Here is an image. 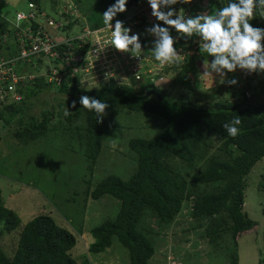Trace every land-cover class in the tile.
Listing matches in <instances>:
<instances>
[{
	"label": "trees",
	"instance_id": "obj_1",
	"mask_svg": "<svg viewBox=\"0 0 264 264\" xmlns=\"http://www.w3.org/2000/svg\"><path fill=\"white\" fill-rule=\"evenodd\" d=\"M32 1L38 6L43 4L41 0ZM73 2L84 22H81V15L71 19L68 14L64 15L68 19L66 26L72 27L80 22L81 26L88 24L91 29H97L104 26L102 14L115 0ZM228 2L196 0L188 16L204 11L212 14ZM142 3H147V0H126L125 12ZM164 10L167 11L166 8ZM261 11L264 10L256 9V16L250 21L253 27L264 28ZM125 12L117 13L114 19L124 17ZM143 18L146 21L152 19ZM3 32L14 36L9 22L0 18V40H3ZM194 45H199L198 37L183 38L176 32V48L187 50ZM86 49V46L80 47L74 41L73 47L63 43L56 47L60 54L65 50L70 54L84 53ZM15 53L16 50L10 55ZM195 57L190 56L175 67H184ZM37 63L41 64V60ZM67 70L71 73V66ZM67 74L68 79L63 80L57 89L46 81L45 76L37 75L32 80L18 83L19 100L5 102L0 96V123L16 127L12 129V134L20 144L35 141L50 123V111H42L41 119L29 111L33 103L31 100H37L44 89L70 96L67 109L70 114L65 116L66 122L71 123L85 116V128L82 131L78 129L81 132L77 136L80 138V150L84 151L90 166L96 163L103 147V122L97 123L96 113L79 104L81 95L108 103L106 112L120 108L154 113L165 121L164 129L156 136L129 140L128 145L135 153L137 163L128 179L108 175L89 192L93 198L103 195L115 198L118 210L113 218L90 229L87 250L99 253L111 245L113 237H117L127 248L131 264H147L154 253V246L147 235L151 238L159 235L152 233L155 229L147 223V219L155 217L157 225L169 227L175 224L180 212L183 216L181 210L184 209L194 218L187 231L204 227L202 236L209 242L216 243L222 238L223 244L227 243L225 246L231 248V264H237L235 248L238 238L256 225V221L244 210V189L252 167L264 157V98L260 101L255 99L259 90H264L263 84L260 85L261 81L264 82V72H260L261 77L256 84L254 79L247 81V88L253 87L254 91L250 98L244 96L245 86H232V99L220 98L206 105L167 99L163 91L145 79L132 77L133 80L126 83L110 78L91 88ZM76 78L79 79L78 76ZM73 100L77 101L75 107H72ZM237 117L241 120L238 125L240 133L233 138L222 125ZM211 148L214 150L211 151ZM1 201L0 195V236L12 234L15 239L12 255H7L0 244V264H78L71 254L76 237L70 229L58 224L50 214L35 215L22 224L18 214ZM226 234L232 239L231 243L225 241Z\"/></svg>",
	"mask_w": 264,
	"mask_h": 264
},
{
	"label": "rangeland",
	"instance_id": "obj_2",
	"mask_svg": "<svg viewBox=\"0 0 264 264\" xmlns=\"http://www.w3.org/2000/svg\"><path fill=\"white\" fill-rule=\"evenodd\" d=\"M68 1L73 2V0ZM43 2L46 5L48 0ZM75 6L74 3L72 9L76 10ZM185 7L187 10V4ZM27 9V0H0V18L6 21L14 18L16 10L27 11ZM77 14L81 15V22H84L80 10ZM156 24L167 27L161 21H156ZM79 27V24L74 25L69 34L73 35ZM139 33L144 57L142 65L145 67L153 60L152 47L155 37L146 29ZM170 34L176 39V32L172 28H170ZM141 37L145 41L142 42ZM198 53L195 55L198 57L194 60L200 62L201 68L194 71L193 75L189 73V78L184 79V76L176 75L175 81L174 72L178 74L181 71L175 66L169 67V70L165 72V79L158 85L159 88H156L163 91L165 98L206 105L220 98L232 99L233 87L247 88L248 80L254 79L256 84L261 77L260 73L248 74L237 69L233 73H228L227 79L235 78L238 83L236 85L222 84L218 75L213 74V77L204 75L203 66H207L212 57L203 55L202 60V54ZM127 55L131 56L130 53ZM124 62L129 64L131 59L126 58ZM120 63L124 69L122 72L115 71L116 78L127 83L130 81L128 74L130 78L133 76L128 70L129 66L123 65L121 58ZM27 70L31 72L33 68L28 67ZM107 71L109 74L112 68L109 67ZM95 78L96 80L89 78L83 81L84 85L91 86L96 82L101 84L107 81H101V77ZM167 79L170 82L167 83ZM262 84L264 86V82L261 81L260 85ZM263 98L264 90L262 89L259 90V96L255 99L260 101ZM69 101L70 96L51 92L48 89L41 91L37 100H31L33 103L30 106V114L39 119L42 118V111H50L51 115H49L50 123L43 134L30 144H20L13 137L12 129L16 127L0 123L1 202L18 214L22 224L35 215L50 214L58 224L70 229L76 237V243L71 252L78 264H131L127 248L117 237H113L111 245L102 252L92 253L86 249L85 242L89 244L91 238L90 229L113 218L118 210V201L115 198L110 195L93 198L89 192L108 175L128 179L133 174L137 163L136 155L128 145L129 140L134 137L156 136L164 129L165 121L154 113L120 108L106 112L103 117V147L96 163L90 166L84 151L80 150V138L77 136L85 128V116L71 123L66 122L64 112L68 109ZM78 129L81 131L78 132ZM212 150L214 148H211ZM244 210L256 221V225L243 232L238 238V245L235 248L238 256L237 264H259L264 260V157L256 162L247 176ZM181 211L183 216H180V212L175 219V224L169 227L157 225L154 222L155 217L151 220L147 219V223L153 230L155 229L152 233H159L152 238L151 235H147L154 246V253L147 264H231V248L225 246L227 243L223 244L222 238L216 243L209 242L205 236H202L204 227L187 231L194 218L187 214L186 210ZM80 229H83L87 236L80 235ZM224 238L226 242L228 240V243H231L232 239L228 237V234L224 235ZM14 239L12 234L0 236V244L7 255L13 254ZM171 241H173V247L171 245L170 248L168 243ZM171 249L175 260L171 258L172 262H169L167 255Z\"/></svg>",
	"mask_w": 264,
	"mask_h": 264
},
{
	"label": "built area",
	"instance_id": "obj_3",
	"mask_svg": "<svg viewBox=\"0 0 264 264\" xmlns=\"http://www.w3.org/2000/svg\"><path fill=\"white\" fill-rule=\"evenodd\" d=\"M41 1L43 4L38 6L34 1L27 0V11L16 10L14 18L8 21L14 36H11L9 32H3L1 35L3 40H0V94L9 93L18 83H22L26 79L32 80L37 75L45 76L46 81L52 83L54 89L59 88L62 81L68 79L67 73L80 82L89 78L95 79V77L106 79V75L107 78L114 77L117 80L116 72H122L124 69L120 58L123 59L124 66H129L128 70L131 76H135L137 80H148V83L153 84L162 82L165 79L166 70L176 65L159 69L157 62L152 60L150 64L143 67V56L138 59L133 58L108 45L111 33L105 26L97 29L84 26L81 30L80 28L76 29L77 32L70 35L69 32L72 28L66 26L68 19L64 15L69 14L71 19L77 17L78 10L72 9L74 2L48 0L45 5L43 0ZM195 1L192 0L190 4H187V10L186 4L181 6L178 3L177 6L171 7L188 16ZM143 16L152 19L146 21ZM118 20L122 21L125 27H129L130 32H138L139 36H141L139 31H144L156 24L157 21L155 17L151 16L148 2L131 7L126 15ZM112 23L114 25L115 20ZM73 41L76 44L81 41L78 46H86V51L70 54L65 50L63 54H60L56 50V47L62 43L73 47ZM176 49L181 57L180 63H184L190 56L199 54V45H194L187 50L180 47ZM14 50L16 53L10 55V52ZM126 58L131 59L129 64L124 62ZM39 59L41 64L37 63ZM69 66H71V73L67 70ZM28 67H32L33 71H28ZM109 67L112 68V71L108 74ZM128 78L131 79L129 74ZM253 92V87H249L245 90L244 96L250 98ZM14 97L18 99L20 96L14 95Z\"/></svg>",
	"mask_w": 264,
	"mask_h": 264
},
{
	"label": "clouds",
	"instance_id": "obj_4",
	"mask_svg": "<svg viewBox=\"0 0 264 264\" xmlns=\"http://www.w3.org/2000/svg\"><path fill=\"white\" fill-rule=\"evenodd\" d=\"M147 2L151 8V16L167 26L154 24L146 29L149 34L155 37L152 55L159 69L181 62V57L175 47V39L170 34V28H172L180 37H198L200 54L212 57L207 66H203L204 75L213 77V74H216L220 77V83L222 84L236 85L238 81L235 78L227 79V74L233 73L237 69L248 74L264 72V28L253 27L250 24V21L256 16V9L264 10V0H229L226 6L217 8L212 14L202 12L195 16H186L184 12H177L171 7L178 3L190 4L192 0H147ZM165 8L167 11L164 10ZM125 11L126 0H115V3L103 12V24L111 33L108 45L119 52L130 53L133 58L138 59L142 56L143 51L139 34L130 35L131 29L125 27L124 23L118 19L115 20L114 25L112 23L117 13ZM260 16L264 17V11L260 12ZM76 24L80 25V22L74 25ZM84 26H88V24L80 25V30ZM79 44H81V41L77 45ZM110 78H107L106 75V79L101 81H108ZM117 82H120V80ZM80 83L84 85L83 82ZM101 84L96 82L86 87H98ZM159 84H162V82L154 85L159 88ZM17 85L9 93L0 94L2 100L11 103L14 100H19V98L14 97V95H19ZM76 103L77 101L73 100L72 107H75ZM79 104L85 109L96 113L97 123L103 122L106 109L109 107L108 103L88 95H81ZM69 114V110L64 112L65 116ZM240 124L241 120L237 117L233 118L230 123L223 124L222 127L230 137L235 138L240 133L238 127ZM169 244L173 245V242L171 241ZM170 255L175 260V257L172 256L174 253L172 252ZM171 258L168 260L169 262ZM262 263H264V260L259 264Z\"/></svg>",
	"mask_w": 264,
	"mask_h": 264
},
{
	"label": "crops",
	"instance_id": "obj_5",
	"mask_svg": "<svg viewBox=\"0 0 264 264\" xmlns=\"http://www.w3.org/2000/svg\"><path fill=\"white\" fill-rule=\"evenodd\" d=\"M205 56V55H204ZM204 56L202 55V57H201V59L203 60V58H204ZM198 57V56H197ZM210 57V56H209ZM195 59V58H194ZM191 63H192V65H191ZM197 63H199V65L197 66ZM178 68H180L181 69V71H179L178 72V74L176 73V72H174V79H175V81H176V75L177 76H181V77H183L184 79L186 78H189L188 76V74L189 73H191L192 75H193V73H194V71H198L200 68H201V66H200V62H195V60L194 61H191L190 60V62L188 63V65H185L184 67H178ZM197 68V69H196ZM170 80L168 79V81H167V83L169 82ZM183 81V80H182ZM79 233H80V235L82 234V235H86V233H85V231L83 230V229H80L79 230ZM87 236V235H86ZM87 239V238H86ZM88 242H85V247H86V249L88 248ZM169 246H170V248H171V244H169ZM172 247H173V245H172ZM108 248V247H107ZM102 252V251H101ZM173 252V250L171 249L170 250V252L168 253V255H167V260H169L170 258H171V253ZM71 254H72V252H71ZM73 255V254H72ZM76 260V259H75ZM77 261V260H76ZM78 263V262H77ZM86 264V263H85Z\"/></svg>",
	"mask_w": 264,
	"mask_h": 264
},
{
	"label": "bare ground",
	"instance_id": "obj_6",
	"mask_svg": "<svg viewBox=\"0 0 264 264\" xmlns=\"http://www.w3.org/2000/svg\"><path fill=\"white\" fill-rule=\"evenodd\" d=\"M181 5V4H180Z\"/></svg>",
	"mask_w": 264,
	"mask_h": 264
}]
</instances>
